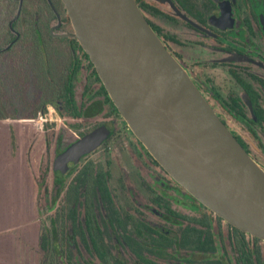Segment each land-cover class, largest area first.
Wrapping results in <instances>:
<instances>
[{"label":"flooded vegetation","instance_id":"obj_1","mask_svg":"<svg viewBox=\"0 0 264 264\" xmlns=\"http://www.w3.org/2000/svg\"><path fill=\"white\" fill-rule=\"evenodd\" d=\"M135 1L264 170V0ZM5 65L16 72V92H31L23 105L38 109L21 118L43 117L40 129L29 132L25 166L36 212L48 224L41 218L35 244L18 234L31 262L244 264L251 256L254 264H264V239L197 200L131 130L74 36L63 0H0ZM95 119L93 127L72 134ZM101 126L111 131L101 145L77 162L55 164ZM100 150L99 159L91 158Z\"/></svg>","mask_w":264,"mask_h":264},{"label":"water","instance_id":"obj_2","mask_svg":"<svg viewBox=\"0 0 264 264\" xmlns=\"http://www.w3.org/2000/svg\"><path fill=\"white\" fill-rule=\"evenodd\" d=\"M74 36L111 99L155 159L197 200L264 239V170L165 47L135 0H63ZM98 127L61 153L79 161L108 137Z\"/></svg>","mask_w":264,"mask_h":264},{"label":"rangeland","instance_id":"obj_3","mask_svg":"<svg viewBox=\"0 0 264 264\" xmlns=\"http://www.w3.org/2000/svg\"><path fill=\"white\" fill-rule=\"evenodd\" d=\"M0 73V264H15L18 234L23 233L25 239L35 244L42 224V217L37 214L35 200L31 197L25 165L30 144L29 132L40 129L43 117L40 113L36 114L31 118L34 122L21 118L28 117L33 111L38 113V109L27 108L22 103L32 97L31 92H16L17 76L11 65L0 66ZM6 116L13 118H4ZM52 118L56 116L52 115ZM96 120L83 124L78 131H71L72 134L80 135V132L93 127ZM125 147L123 144L118 148ZM102 154L100 150L91 158L99 159Z\"/></svg>","mask_w":264,"mask_h":264},{"label":"trees","instance_id":"obj_4","mask_svg":"<svg viewBox=\"0 0 264 264\" xmlns=\"http://www.w3.org/2000/svg\"><path fill=\"white\" fill-rule=\"evenodd\" d=\"M16 242H17V249L15 252V264H36V262L35 263L31 262V256L30 254H28L27 248H24V240L22 235H20V237L17 239ZM248 245L249 244L244 239L243 248H247ZM244 254L245 255L248 254L246 250H244ZM244 264H254V261L252 260L251 256L244 261Z\"/></svg>","mask_w":264,"mask_h":264}]
</instances>
